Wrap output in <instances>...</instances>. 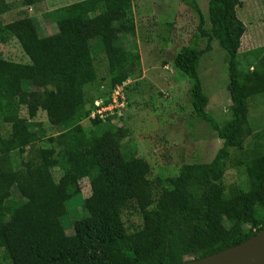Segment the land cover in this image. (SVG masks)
Masks as SVG:
<instances>
[{
  "label": "trees",
  "instance_id": "trees-1",
  "mask_svg": "<svg viewBox=\"0 0 264 264\" xmlns=\"http://www.w3.org/2000/svg\"><path fill=\"white\" fill-rule=\"evenodd\" d=\"M132 1L81 0L56 8L50 12L55 32L48 36H41L31 17L0 26V43L14 39L28 60L0 58V249L10 264H178L240 244L264 229V222H258L264 214V155L246 161V190L227 195L220 183L232 152L252 135L247 99L264 93V48L263 65L237 68L244 33L235 13L239 0H208V31L196 0H180L197 26L171 63L187 81L194 117L207 123L221 142L209 162L183 164L155 196L148 163L124 160L119 152L126 128L111 125L112 117L104 126L89 119L96 130L88 133L80 125L89 113L84 87L95 80L91 39L97 41L95 52L105 57L111 88L139 74L137 51L116 47L134 36ZM8 11L0 0V15ZM199 39L206 40L202 48ZM210 40L226 54L230 119L220 126L205 111L207 99L196 71ZM39 110L57 129L47 138L48 148L34 147L39 138L31 119ZM3 124L9 126L4 136ZM53 169L59 172L56 179ZM82 179L90 194L82 202L83 217L67 234L60 223L64 202L79 193ZM128 206H134L142 221L131 234L121 220Z\"/></svg>",
  "mask_w": 264,
  "mask_h": 264
},
{
  "label": "rangeland",
  "instance_id": "rangeland-1",
  "mask_svg": "<svg viewBox=\"0 0 264 264\" xmlns=\"http://www.w3.org/2000/svg\"><path fill=\"white\" fill-rule=\"evenodd\" d=\"M77 1L81 0H43L29 6L24 0H5L9 11L0 15V26L19 18L31 17L36 20L41 36H48L55 32L50 12ZM207 1L196 0L206 31L209 29ZM239 1L241 6L236 8L235 13L244 26V33L236 62L239 70L249 71L263 65L260 51L264 48V0ZM131 12L134 36L124 37L121 44L116 43V47L118 50L137 51L140 70L139 74L127 78L119 86L126 107L119 116H112L109 123L128 131V135L119 142V152L124 160L141 158L148 163L150 170L147 178L156 196L167 187L168 179L174 177L183 164L209 162L221 142L207 123L194 117L187 101V81L171 63L175 52L188 45L196 31L197 19L191 9L180 0H133ZM205 42V39H199L198 46L202 48ZM96 43L95 39L89 41L94 51L95 80L84 87L86 111L92 110L94 101H108L111 94L106 60L95 52ZM209 45L210 50L201 56L196 71L201 91L207 99L205 111L220 126L230 119L226 54L214 40H210ZM0 58L11 62H28L12 38L0 43ZM247 105L252 135L244 140L241 150L232 152L220 182L227 195L234 189H247L245 163L250 158L264 155V93L249 97ZM19 114L25 116L24 108H20ZM31 123L39 138L34 147L48 148L47 138L57 129L49 125L41 110L37 111ZM80 125L86 133L96 130L87 118L82 119ZM8 130V125L1 126L3 136ZM21 156L24 159L28 154L25 152ZM16 163L13 162L14 166ZM52 175L56 179L59 172L53 169ZM89 194V183L82 179L79 193L64 202L65 213L60 223L65 233H71L72 223L83 217L82 202ZM13 198L17 199L16 196ZM121 220L127 234L138 231L142 225L134 206H128L121 212ZM258 222H264L263 213L259 215ZM0 264H10L2 249Z\"/></svg>",
  "mask_w": 264,
  "mask_h": 264
},
{
  "label": "water",
  "instance_id": "water-1",
  "mask_svg": "<svg viewBox=\"0 0 264 264\" xmlns=\"http://www.w3.org/2000/svg\"><path fill=\"white\" fill-rule=\"evenodd\" d=\"M178 264H264V229L244 242L201 259Z\"/></svg>",
  "mask_w": 264,
  "mask_h": 264
},
{
  "label": "built area",
  "instance_id": "built-area-1",
  "mask_svg": "<svg viewBox=\"0 0 264 264\" xmlns=\"http://www.w3.org/2000/svg\"><path fill=\"white\" fill-rule=\"evenodd\" d=\"M126 107V101L123 97L119 86L111 88L109 100L105 102L102 99L93 102V108L89 111L87 119L97 118L100 122H105L106 118L119 116Z\"/></svg>",
  "mask_w": 264,
  "mask_h": 264
},
{
  "label": "crops",
  "instance_id": "crops-1",
  "mask_svg": "<svg viewBox=\"0 0 264 264\" xmlns=\"http://www.w3.org/2000/svg\"><path fill=\"white\" fill-rule=\"evenodd\" d=\"M240 48V47H239ZM239 50V49H238Z\"/></svg>",
  "mask_w": 264,
  "mask_h": 264
}]
</instances>
